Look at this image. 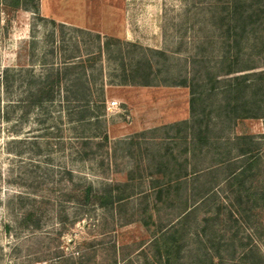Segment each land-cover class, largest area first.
<instances>
[{
	"label": "rangeland",
	"instance_id": "rangeland-1",
	"mask_svg": "<svg viewBox=\"0 0 264 264\" xmlns=\"http://www.w3.org/2000/svg\"><path fill=\"white\" fill-rule=\"evenodd\" d=\"M10 3L0 0V264H164L154 240L172 234L175 264H264V20L233 41L230 0ZM73 57L95 97L103 88L99 125L76 123L61 99L34 103L33 82ZM192 97L206 137L196 157L169 140L191 121ZM241 151L260 160L231 185ZM178 155L195 211L184 226L178 202L154 206Z\"/></svg>",
	"mask_w": 264,
	"mask_h": 264
},
{
	"label": "trees",
	"instance_id": "trees-1",
	"mask_svg": "<svg viewBox=\"0 0 264 264\" xmlns=\"http://www.w3.org/2000/svg\"><path fill=\"white\" fill-rule=\"evenodd\" d=\"M228 6H230V8L226 9L229 11L228 18L230 22V30L227 32V40L237 41L241 38L243 39L249 35L251 36L255 34L257 22L264 20V0H230V4L226 5L225 7ZM6 7L18 10L22 7L21 0H11V3ZM71 59L74 61H71ZM71 59H69L70 61L66 60V62H62L60 66H57L54 75L48 74L46 77H44V79L40 80V82L38 81V84L33 82V86L37 87L39 84V86H41L35 93L34 103L42 107L45 104L55 102L56 99H61L67 104L76 105V123L82 125L88 121L99 125L101 123L100 118L99 116H93L95 113H93V108L91 105L92 103L95 105L99 103L104 109L105 98L103 88L99 90L97 97H95L92 89V81L94 83V80L87 75L86 68L82 67V62L80 61L81 59L79 57H73ZM78 61L80 62L78 63ZM51 69H53V67ZM63 83H65L67 89L62 94L60 91V86ZM121 84L126 86L139 85L134 81H129L126 79L121 81ZM97 98L99 101L96 100ZM195 100L196 99L192 97L190 102L192 112L191 121H183L173 124L172 128L174 129L173 131H175L173 138L169 139L167 136L164 138V141L167 139L172 140V142L176 145L175 147H178V142H181L185 148L184 153L186 154L187 148L190 147L193 157H196L199 146L206 141V137L203 136L202 132L200 135H196V133H194L195 121L193 119L195 114L193 105ZM166 134L168 135L169 132ZM191 134L195 136V139H192V141L189 142L188 137L192 136ZM247 139L251 140V137H240V140ZM168 150L172 153V150L168 148H166L165 151L170 153ZM180 156L181 155H178V157L171 156V162H168V165L166 166L164 164L165 167L173 166L174 169H172L168 174L162 175L163 178H165V176L168 177V180H166L163 185L155 187L154 206L157 208L158 202H178L180 205L179 208H181L178 223L179 225L184 226L187 223L189 217L195 214V211L194 209H191L192 207L188 206V199L183 200L182 197L184 196V194L182 195V193H184L183 187L188 174L187 171L182 172L175 169V167H180L181 169V164H179L178 160ZM236 158V161H233L234 159L231 158L228 160V162L240 161L239 163H241L240 166H238L237 169L232 172L227 179L228 181L231 180V185L242 184L245 177H248L246 176L247 173L251 171L253 166L259 163L260 160L258 153L256 154L254 152L248 154V152L245 151H241L239 156ZM100 199L102 200V198ZM262 200H264V192L262 193ZM176 233L178 234L179 230H177ZM180 237L181 236L172 234L167 237L162 236L159 240H154L153 246L160 256L161 263L175 264L174 262L178 260V249L176 244ZM248 257L249 256L247 255H242L239 260H237L236 264H263L261 259H254L250 261Z\"/></svg>",
	"mask_w": 264,
	"mask_h": 264
},
{
	"label": "built area",
	"instance_id": "built-area-1",
	"mask_svg": "<svg viewBox=\"0 0 264 264\" xmlns=\"http://www.w3.org/2000/svg\"><path fill=\"white\" fill-rule=\"evenodd\" d=\"M117 105H118L117 102H112V103H111V106H113V107H115V106H117Z\"/></svg>",
	"mask_w": 264,
	"mask_h": 264
},
{
	"label": "crops",
	"instance_id": "crops-1",
	"mask_svg": "<svg viewBox=\"0 0 264 264\" xmlns=\"http://www.w3.org/2000/svg\"><path fill=\"white\" fill-rule=\"evenodd\" d=\"M184 121H187V120H184ZM181 122H183V121H181Z\"/></svg>",
	"mask_w": 264,
	"mask_h": 264
}]
</instances>
